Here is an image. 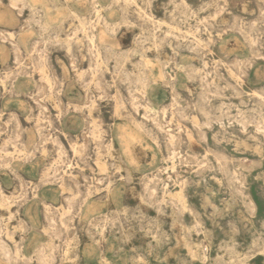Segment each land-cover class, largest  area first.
<instances>
[{
	"label": "rangeland",
	"instance_id": "obj_1",
	"mask_svg": "<svg viewBox=\"0 0 264 264\" xmlns=\"http://www.w3.org/2000/svg\"><path fill=\"white\" fill-rule=\"evenodd\" d=\"M0 30V264H264V0H0Z\"/></svg>",
	"mask_w": 264,
	"mask_h": 264
},
{
	"label": "bare ground",
	"instance_id": "obj_2",
	"mask_svg": "<svg viewBox=\"0 0 264 264\" xmlns=\"http://www.w3.org/2000/svg\"><path fill=\"white\" fill-rule=\"evenodd\" d=\"M18 5V4H17ZM21 6V5H20ZM19 7V6H18ZM216 9V8H215ZM20 10V9H19ZM217 10V9H216ZM198 28V27H197ZM176 29V28H175ZM1 31V30H0ZM0 33H2V31L0 32ZM15 52H16V54H15V58L19 55V53H20V49H19V47L16 45V47H15ZM20 56V55H19ZM19 56H18V59H19ZM73 60V59H72ZM16 61V60H15ZM69 62H70V60H69ZM70 66V65H69ZM41 72H43L44 74H45V72L42 70ZM45 77V76H44ZM47 77V76H46ZM45 77V78H46ZM56 79V78H55ZM207 80V79H206ZM46 81V80H45ZM44 81V83L46 84V82ZM48 82V81H47ZM170 97V96H169ZM87 98V97H86ZM38 99V98H37ZM39 101V100H38ZM61 101V100H60ZM58 104H59V101H58ZM62 104V103H61ZM60 105V104H59ZM132 106V105H131ZM60 107V106H59ZM58 107V108H59ZM133 107V106H132ZM76 108V107H75ZM133 109V108H132ZM175 112V111H174ZM12 113V112H11ZM60 113V112H59ZM59 113H58V115H59ZM156 113V112H155ZM15 114V113H14ZM16 119V118H15ZM83 119V118H82ZM16 122H17V120H15ZM19 124V123H18ZM18 124H16V128H17V125ZM4 127V126H3ZM17 131V130H16ZM18 132V131H17ZM83 135V134H82ZM166 135H169V133L168 134H166ZM172 136V135H171ZM168 137V136H167ZM7 138V137H6ZM16 138V137H15ZM14 138V139H15ZM171 138H173V137H171ZM172 140V139H171ZM98 146V145H97ZM60 147H62V146H60ZM82 153V152H81ZM170 155V154H169ZM8 156V155H7ZM27 159V158H26ZM198 160V159H197ZM89 166V165H88ZM90 172H92V171H90ZM20 177V176H19ZM82 177V176H81ZM22 178V177H21ZM21 178H19V179H21ZM21 181H22V179H21ZM23 182V181H22ZM210 189V188H209ZM154 200V199H153ZM43 201V200H42ZM47 205V204H46ZM46 209V208H45ZM8 211V210H7ZM192 253V252H191Z\"/></svg>",
	"mask_w": 264,
	"mask_h": 264
}]
</instances>
